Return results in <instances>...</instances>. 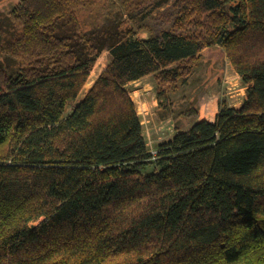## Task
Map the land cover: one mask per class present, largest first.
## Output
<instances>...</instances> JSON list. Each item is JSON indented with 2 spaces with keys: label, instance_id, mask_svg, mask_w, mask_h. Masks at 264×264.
I'll return each instance as SVG.
<instances>
[{
  "label": "trees",
  "instance_id": "1",
  "mask_svg": "<svg viewBox=\"0 0 264 264\" xmlns=\"http://www.w3.org/2000/svg\"><path fill=\"white\" fill-rule=\"evenodd\" d=\"M22 1L1 49L0 264H264V0H184L196 30L146 39L84 30L95 0ZM215 45L247 100L152 152L126 85L157 73L165 98Z\"/></svg>",
  "mask_w": 264,
  "mask_h": 264
},
{
  "label": "rangeland",
  "instance_id": "2",
  "mask_svg": "<svg viewBox=\"0 0 264 264\" xmlns=\"http://www.w3.org/2000/svg\"><path fill=\"white\" fill-rule=\"evenodd\" d=\"M107 1L89 2L79 12V21L84 30L103 28L109 34L117 30H123L124 34L130 30V33L124 34L127 38L143 39L153 35L159 36L163 30L185 35L196 30L195 19L190 23L178 21V18L184 16L185 6L190 5L184 0ZM22 3V0H0V64L9 66L10 70L14 69L17 61L6 54L2 55L1 49L5 41H11L17 31H20L14 27V23L8 21ZM150 10L153 11L148 14ZM103 43L107 46L109 39L104 40ZM111 58L110 50L104 48L78 98L68 102L66 114L82 101L95 81L106 70ZM186 75L185 78H180L167 86L166 97L162 99H159L161 86L157 73L149 74L126 85L135 102L141 118L143 134L152 152H156L160 143L190 129L194 123L205 119L214 121L222 107L239 109L247 100V86L224 47L215 45L205 48L200 59L189 65ZM151 171L153 166L145 170V172ZM42 220L43 218L30 224L34 226ZM36 252L38 253L37 250Z\"/></svg>",
  "mask_w": 264,
  "mask_h": 264
},
{
  "label": "bare ground",
  "instance_id": "3",
  "mask_svg": "<svg viewBox=\"0 0 264 264\" xmlns=\"http://www.w3.org/2000/svg\"><path fill=\"white\" fill-rule=\"evenodd\" d=\"M93 83H94V80H93Z\"/></svg>",
  "mask_w": 264,
  "mask_h": 264
}]
</instances>
